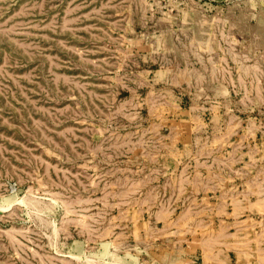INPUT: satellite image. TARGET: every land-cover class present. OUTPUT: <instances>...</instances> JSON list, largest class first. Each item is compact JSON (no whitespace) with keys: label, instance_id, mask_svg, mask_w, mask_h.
<instances>
[{"label":"rangeland","instance_id":"374dc122","mask_svg":"<svg viewBox=\"0 0 264 264\" xmlns=\"http://www.w3.org/2000/svg\"><path fill=\"white\" fill-rule=\"evenodd\" d=\"M0 264H264V0H0Z\"/></svg>","mask_w":264,"mask_h":264}]
</instances>
